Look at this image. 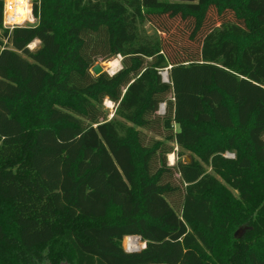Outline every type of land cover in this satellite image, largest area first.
<instances>
[{"label":"trees","instance_id":"16d2710c","mask_svg":"<svg viewBox=\"0 0 264 264\" xmlns=\"http://www.w3.org/2000/svg\"><path fill=\"white\" fill-rule=\"evenodd\" d=\"M38 2L8 31L0 0V264H264V0Z\"/></svg>","mask_w":264,"mask_h":264},{"label":"rangeland","instance_id":"374dc122","mask_svg":"<svg viewBox=\"0 0 264 264\" xmlns=\"http://www.w3.org/2000/svg\"><path fill=\"white\" fill-rule=\"evenodd\" d=\"M6 1V0H5ZM30 1V8L32 9V4H33V1L32 0H29ZM39 1V5L42 4V0H37ZM160 1H167V2H172L171 0H160ZM35 2V1H34ZM44 3H45V6H44V9H45V12L47 13V19H54L51 15V5L53 3V0H44ZM35 19V22L32 24V23H29V22H26L24 23L25 26H34V25H37L38 23V18L37 17H34ZM57 23V21H55ZM3 29V28H2ZM2 29H0V43H5L4 40H2V37H1V33H2ZM58 33H60V27L57 26L56 27ZM138 34H139V38L142 40V41H150V42H154L156 39H157V33L155 31V29L148 23H143V24H140L138 26ZM35 42V41H34ZM39 46V42L36 41L35 44L32 43L30 44L28 47L30 50H34L36 49L37 47ZM1 48V46H0ZM122 57L120 55L110 59L109 61H103V59L101 57H97L94 59L93 61V64H92V67L91 69L95 66V65H100V67L102 68V73H106L108 76H113L115 75L117 72H119L121 69H122ZM118 61L119 62V68H117L116 71H114L113 73H111V70L108 68V64L110 61ZM90 69V73L91 75L95 76L92 71ZM169 69V68H168ZM165 71L162 72L165 73ZM168 73V72H167ZM168 80V79H167ZM170 97V95L168 96ZM59 107V106H57ZM102 110L104 111V113L106 114V117L108 120H111V119H117L119 121H122L117 115H116V110H117V104L110 101L109 99H104L103 100V103H102ZM166 112V105L165 104H161L160 105V110L158 112V114L160 115H163L165 114ZM127 126H131L129 123H126ZM137 128V127H136ZM179 129V126L175 123H173V130L174 131H178ZM142 131V135H143V144L144 145H147L149 143H151L153 140H163L161 137L155 135L154 133L148 131V130H143V129H140ZM166 144L168 145V147H172V149L174 150L175 153H177V151H180V149L177 147V145H175L174 143H168L166 142ZM182 155L181 156H178L176 157V155L172 154L173 155V160L172 162L170 161V158L168 157V155L166 156V162H167V165L168 166H173L177 160H180V161H185V162H189L190 161V157L194 154H192L191 152H188V151H185V150H182L181 151ZM195 156V155H194ZM193 156V157H194ZM224 156L226 158H229V159H234L235 158V152L234 151H226L224 153ZM195 158H197L195 156ZM178 175L175 174L173 176V178H171V182L172 183H175L177 184L178 182ZM232 194L237 197V193L233 190H231L230 188H228ZM168 201L170 202L171 206L174 208V210L179 213V210H180V206H181V197H179V195H174L173 197L171 198H168ZM249 229L248 227H243L242 230H238L237 231V234L239 235H243V233ZM241 231V232H240ZM123 243H125L124 239L122 241V246H123ZM142 244V242H140ZM139 248V246H138ZM34 264H47V263H42V262H36ZM62 264H67L65 262H63Z\"/></svg>","mask_w":264,"mask_h":264},{"label":"built area","instance_id":"2783aa9c","mask_svg":"<svg viewBox=\"0 0 264 264\" xmlns=\"http://www.w3.org/2000/svg\"><path fill=\"white\" fill-rule=\"evenodd\" d=\"M27 4V11L24 19L22 21L18 22L17 19H19L18 12H17V7L19 3L16 0H4V7H3V15H2V28L4 30L12 31L16 27H25L24 23L29 22V23H34L35 19L32 14V9L30 8V1L26 0ZM21 5V4H20ZM125 243H123V249L127 253H134V252H139L145 248V243L142 242L140 243L141 240L140 238L136 236H129L124 238ZM134 243H137L139 248L135 249L132 245Z\"/></svg>","mask_w":264,"mask_h":264},{"label":"bare ground","instance_id":"6f19581e","mask_svg":"<svg viewBox=\"0 0 264 264\" xmlns=\"http://www.w3.org/2000/svg\"><path fill=\"white\" fill-rule=\"evenodd\" d=\"M9 1H11V0H9ZM16 1L19 3V5L17 7L18 15H21V16H19V19H17V21L20 22V21H22V19H24L25 15H26V11H27V7L26 6H27V4H26V0H16ZM35 42H33V43L35 44ZM108 68L111 70V73H113L114 71L117 70V68H119V62L116 61V60L110 61L109 64H108ZM168 157L170 158V161L172 162L173 155L170 154V155H168ZM132 246L135 249H138V244L137 243H134Z\"/></svg>","mask_w":264,"mask_h":264},{"label":"water","instance_id":"95a60500","mask_svg":"<svg viewBox=\"0 0 264 264\" xmlns=\"http://www.w3.org/2000/svg\"><path fill=\"white\" fill-rule=\"evenodd\" d=\"M33 2L34 1H37V0H32ZM172 2H177V3H195L196 0H171ZM92 73L95 75V76H98L100 74H102V68L100 67V65H95L92 69H91ZM167 71L165 73L162 74V77H163V81L164 82H168L167 80ZM241 232V231H240Z\"/></svg>","mask_w":264,"mask_h":264}]
</instances>
